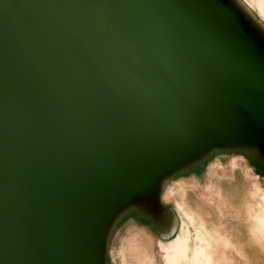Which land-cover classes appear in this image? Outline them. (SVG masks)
Returning a JSON list of instances; mask_svg holds the SVG:
<instances>
[{
	"label": "water",
	"instance_id": "obj_1",
	"mask_svg": "<svg viewBox=\"0 0 264 264\" xmlns=\"http://www.w3.org/2000/svg\"><path fill=\"white\" fill-rule=\"evenodd\" d=\"M234 1L0 0V264H103L168 175L264 146V41Z\"/></svg>",
	"mask_w": 264,
	"mask_h": 264
},
{
	"label": "rangeland",
	"instance_id": "obj_2",
	"mask_svg": "<svg viewBox=\"0 0 264 264\" xmlns=\"http://www.w3.org/2000/svg\"><path fill=\"white\" fill-rule=\"evenodd\" d=\"M248 15L249 28L264 41L261 21ZM252 151L214 148L168 175L159 198L127 207L111 222L103 264H165L160 242L167 243L181 226L177 203L193 213L196 226L202 219L219 239L220 264H264V239L255 231L260 210L256 188L258 184L264 192V175L252 163L255 159L264 166V146ZM170 186L174 192L165 196ZM188 225L193 239L195 225Z\"/></svg>",
	"mask_w": 264,
	"mask_h": 264
},
{
	"label": "bare ground",
	"instance_id": "obj_3",
	"mask_svg": "<svg viewBox=\"0 0 264 264\" xmlns=\"http://www.w3.org/2000/svg\"><path fill=\"white\" fill-rule=\"evenodd\" d=\"M235 7L244 13L255 14L261 21V26L264 29V5L260 3V0H247V2L246 0H236ZM249 148L252 150L256 149L255 146ZM173 192L174 188L170 186L169 190L165 193V196H169V194H172ZM256 193H259L260 210L255 222V231L264 239V192H262L258 184ZM177 205L178 210L183 214V219L179 230L175 232L173 237L167 243L160 242L164 263L220 264V258L216 256V245L220 244V241L216 238L214 232L210 230L211 228L209 229L205 225L202 219L199 220L198 225L196 226V219L193 213L187 208H184L180 203H177ZM188 222L195 225V235L193 239L191 238Z\"/></svg>",
	"mask_w": 264,
	"mask_h": 264
},
{
	"label": "trees",
	"instance_id": "obj_4",
	"mask_svg": "<svg viewBox=\"0 0 264 264\" xmlns=\"http://www.w3.org/2000/svg\"><path fill=\"white\" fill-rule=\"evenodd\" d=\"M252 163L257 166L258 173L264 175V166L255 159L252 160Z\"/></svg>",
	"mask_w": 264,
	"mask_h": 264
},
{
	"label": "snow or ice",
	"instance_id": "obj_5",
	"mask_svg": "<svg viewBox=\"0 0 264 264\" xmlns=\"http://www.w3.org/2000/svg\"><path fill=\"white\" fill-rule=\"evenodd\" d=\"M246 2H247V0H246ZM260 3H261L262 5H264V0H260Z\"/></svg>",
	"mask_w": 264,
	"mask_h": 264
}]
</instances>
